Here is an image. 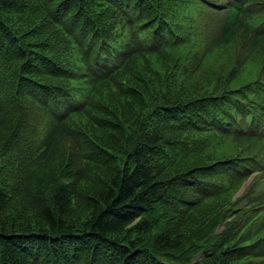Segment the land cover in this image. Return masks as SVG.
Returning a JSON list of instances; mask_svg holds the SVG:
<instances>
[{"label": "trees", "instance_id": "obj_1", "mask_svg": "<svg viewBox=\"0 0 264 264\" xmlns=\"http://www.w3.org/2000/svg\"><path fill=\"white\" fill-rule=\"evenodd\" d=\"M0 264H264V0H0Z\"/></svg>", "mask_w": 264, "mask_h": 264}, {"label": "rangeland", "instance_id": "obj_2", "mask_svg": "<svg viewBox=\"0 0 264 264\" xmlns=\"http://www.w3.org/2000/svg\"><path fill=\"white\" fill-rule=\"evenodd\" d=\"M253 177L254 176H251L250 180H248L244 185L243 187L240 189V191L238 192V194L236 196L240 197L244 191L247 189L248 185L251 183V181L253 180Z\"/></svg>", "mask_w": 264, "mask_h": 264}]
</instances>
